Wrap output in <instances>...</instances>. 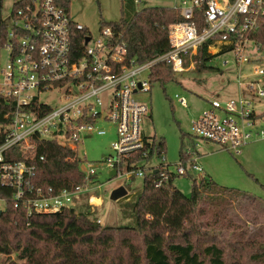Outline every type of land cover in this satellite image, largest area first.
Listing matches in <instances>:
<instances>
[{
  "label": "built area",
  "instance_id": "obj_1",
  "mask_svg": "<svg viewBox=\"0 0 264 264\" xmlns=\"http://www.w3.org/2000/svg\"><path fill=\"white\" fill-rule=\"evenodd\" d=\"M173 1L171 8L184 21L168 27L169 51L143 64L128 61L127 48L115 39L111 27L101 28L98 37H92L53 0H19L11 9L10 20L3 21L6 37L0 48V104L4 108L0 111V188L12 192L14 208H24L27 217L74 209L81 194L94 184L96 167L89 164L82 171L79 166L84 182L75 190H43L34 184L32 163L6 160L5 153L17 148L21 154L32 155L37 144L53 142L72 151L81 163L78 145L83 133L105 135L95 127L99 121L116 128L111 145L114 157L105 158L99 168L115 171L114 177L122 179L123 186L153 173L163 178L188 176L190 171L202 175L201 167L183 156L175 172L163 163L149 166L162 151L144 135L142 123L149 110L136 98L150 91L149 81L141 77L149 75L154 65L163 62L174 75L187 73L194 69L202 46H207L211 56L231 53L235 65L252 66V79L248 83L237 79L249 94L246 99L208 102L191 123V137L237 155L251 141L264 140V42L257 37L264 26V0ZM196 12L203 18L201 32L194 22ZM83 31L79 51L77 34ZM54 91L63 92L67 102L55 110L40 101L43 94ZM176 98L187 106L186 98ZM92 199L88 197L87 203L93 204ZM0 203L5 209L6 200L0 198Z\"/></svg>",
  "mask_w": 264,
  "mask_h": 264
},
{
  "label": "trees",
  "instance_id": "obj_2",
  "mask_svg": "<svg viewBox=\"0 0 264 264\" xmlns=\"http://www.w3.org/2000/svg\"><path fill=\"white\" fill-rule=\"evenodd\" d=\"M53 1L69 12V0ZM134 1L126 0L119 20L101 28L113 29L115 39L127 48L128 61L143 64L169 51L168 27L184 19L171 7L136 10ZM2 4L0 0V48L6 37ZM202 19L196 12L199 32ZM84 34H77L79 51ZM257 37L264 42V26ZM206 48L200 47L195 58L198 70L205 69L211 58ZM174 81L169 65L160 62L151 68L150 84L164 87ZM189 141L192 146L191 136ZM158 150H163L162 143ZM40 156L45 160L39 161ZM5 158L32 163L34 184L43 190H75L84 182L79 158L53 142L37 144L32 155L13 148ZM174 179L158 173L146 176L140 190L123 204L131 220L120 227H102L90 220L89 206L79 212L70 209L27 217L24 208H14L12 192L0 188V198L6 200L0 215V254L8 258V264H15L12 256L23 264H264V202L206 177L193 180L190 195L185 196L173 186ZM233 204L246 219L231 210Z\"/></svg>",
  "mask_w": 264,
  "mask_h": 264
},
{
  "label": "rangeland",
  "instance_id": "obj_3",
  "mask_svg": "<svg viewBox=\"0 0 264 264\" xmlns=\"http://www.w3.org/2000/svg\"><path fill=\"white\" fill-rule=\"evenodd\" d=\"M18 1L3 0V21L10 20L12 6ZM138 1L139 3L134 4L136 10L175 5L173 0ZM125 2L126 0H69V16L96 38L104 23L119 20ZM1 61H4V55ZM186 66L185 60L184 67ZM196 68L195 66L184 74H175V81L164 87L149 82L150 91L136 95V98L147 105L149 110L142 123L144 135L158 146L160 143L163 144L161 157L154 156L149 166H159L163 163L168 166L170 172H175L182 149L183 157L191 163H197L203 172L202 175H198L190 171L188 176L174 179L173 186L185 196L190 195L193 180L199 181L200 178L206 177L221 187L253 195L264 202V140L251 141L240 148L238 155L202 140L193 139L195 142L192 146L189 141L191 123L201 116L208 107V102L226 103L231 100L237 102L240 97L246 99L249 96L244 87L238 86L237 79L239 78L242 83L250 82L252 66L235 65L231 53H215L205 62V69ZM141 79L149 81V75L145 73ZM176 96L186 98L187 106H181ZM40 101L54 110L67 103L63 92L58 91L43 94ZM253 108L257 109L258 105ZM261 126L264 128V124ZM95 127L97 130L105 131V135L98 136L95 132L83 133L82 141L78 145L82 157L81 170L87 171L89 164L96 167L94 184L81 194V199L74 209L79 212L90 205L88 208L90 220L95 222L99 220V225L102 227L125 226L131 219L123 204H126L127 198L140 190L142 182L133 178L129 185L123 186L122 179L110 178L108 169L99 168L105 158L114 157L111 145L116 140V128L112 124L100 121ZM161 130L165 131L162 135ZM196 143L198 147L194 146ZM196 158L197 162H194ZM121 188L126 191L124 197L118 196ZM90 196L99 198L102 203L100 205L87 203ZM3 209L4 204L0 203V211ZM231 210L240 218L246 219L236 204L232 205ZM124 213L127 218L123 216ZM11 259L15 264H23L13 256ZM0 264H8V258L1 254Z\"/></svg>",
  "mask_w": 264,
  "mask_h": 264
},
{
  "label": "water",
  "instance_id": "obj_4",
  "mask_svg": "<svg viewBox=\"0 0 264 264\" xmlns=\"http://www.w3.org/2000/svg\"><path fill=\"white\" fill-rule=\"evenodd\" d=\"M165 133V131L164 130H161L160 131V134L162 135V134H164ZM109 176L110 177H114L115 176V171H111L110 173H109ZM126 195V191H125V189L124 188H121L119 191H118V196L119 197H124ZM1 213H2V211H0V215H1Z\"/></svg>",
  "mask_w": 264,
  "mask_h": 264
},
{
  "label": "crops",
  "instance_id": "obj_5",
  "mask_svg": "<svg viewBox=\"0 0 264 264\" xmlns=\"http://www.w3.org/2000/svg\"><path fill=\"white\" fill-rule=\"evenodd\" d=\"M184 76H185V75H184ZM94 198L96 199L95 202L97 201L98 205H100V203H102L101 200H100L99 198L93 197V199H94ZM96 205H97V204H96Z\"/></svg>",
  "mask_w": 264,
  "mask_h": 264
},
{
  "label": "bare ground",
  "instance_id": "obj_6",
  "mask_svg": "<svg viewBox=\"0 0 264 264\" xmlns=\"http://www.w3.org/2000/svg\"><path fill=\"white\" fill-rule=\"evenodd\" d=\"M95 200H96V199L94 198V199L91 200V202H93L94 205H96V204L98 205L97 201L95 202Z\"/></svg>",
  "mask_w": 264,
  "mask_h": 264
}]
</instances>
